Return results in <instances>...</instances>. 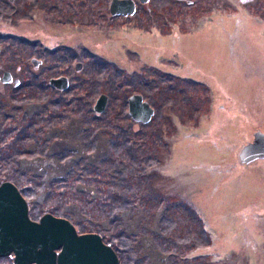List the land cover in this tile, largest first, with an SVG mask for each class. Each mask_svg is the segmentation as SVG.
Listing matches in <instances>:
<instances>
[{"label": "rangeland", "instance_id": "374dc122", "mask_svg": "<svg viewBox=\"0 0 264 264\" xmlns=\"http://www.w3.org/2000/svg\"><path fill=\"white\" fill-rule=\"evenodd\" d=\"M7 1L0 0V73L13 71L19 85H0V181L17 187L28 217L36 221L50 213L67 219L76 232L97 233L119 264H149L150 252L141 244L151 239L167 255L168 264H183L182 257L190 255L206 256L198 264H264L263 225L251 227L257 240H239L246 236L238 223H247L245 214L255 210L236 208L247 200L264 205V159L249 167L237 165L226 175L213 173L222 158L236 160L239 149H230L229 140L238 147L250 139L251 131L264 130V16L239 26L231 40L229 12L222 13L221 20L213 15L198 21L149 20L153 14L163 15L160 3L142 23L82 16L58 23L55 14L61 6L53 7V2L29 0L24 17L11 9L25 0ZM251 25L258 30L251 32ZM31 57L41 59L40 69L31 68ZM165 60L180 67L184 63L186 69H170L162 65ZM77 62L81 66L75 71ZM155 64L163 69L152 74ZM167 70L175 78H192L181 91L189 103L173 112L169 127L164 117L170 116L171 101L162 96L169 93L165 85L174 76L165 82L159 78L158 84L152 81ZM50 77L68 78L66 90L49 87ZM133 93L149 104L163 105L133 139L141 146L137 155L130 149V132L118 128L133 122L126 108V98ZM99 94L106 95V102L96 115L92 106ZM178 98L186 100L185 94ZM26 106L36 109L25 112ZM78 116L80 158L58 167L53 152L45 153L43 161L36 159L45 151L43 127L47 132V127H62ZM159 120L163 125L155 134ZM98 129L115 137L108 152L93 138ZM192 131L197 134H189ZM221 143L227 146L219 148ZM29 157L25 166L17 164ZM231 225L238 228L236 244L227 242ZM6 257L0 256V264L10 263Z\"/></svg>", "mask_w": 264, "mask_h": 264}, {"label": "flooded vegetation", "instance_id": "af4514ba", "mask_svg": "<svg viewBox=\"0 0 264 264\" xmlns=\"http://www.w3.org/2000/svg\"><path fill=\"white\" fill-rule=\"evenodd\" d=\"M14 1L17 0H8L6 4H12ZM29 0H25L23 1L22 6H18V7H11L12 11L14 14H22L24 15V17L27 16V7L26 4L29 8V3H27ZM38 1H42V0H38ZM38 1H37V6H38ZM44 2H53L55 3V5H53V7H55L56 5L61 6L59 8V12L56 13L55 15L57 16V22L60 23L62 21H70L71 18L74 19L75 17L80 18V16L84 17V20H88V18H91L90 20L93 19H97L100 21H111L113 19H121L122 21L124 20H129L131 18H135V20L140 19V22L142 21V19H145L146 17H148L149 13H152L153 11L155 12V6L160 4L161 7L165 10L163 11L164 13H162V16L153 14L152 16H150L149 20L156 18L158 16V18H162L164 20H168V21H177V20H187V21H198V20H208L210 18V16L213 15L214 20H218V19H222L223 15L222 13H226L229 12V21H231L232 26H233V31L232 34L230 36L231 40H234L235 35H237V28L239 26L244 25L245 23H248L249 20L252 21L253 18H257V19H262V17L264 16V0H43ZM164 2V3H163ZM26 3V4H25ZM54 9V8H52ZM26 11V14H25ZM175 11V13L173 12ZM180 11H184L186 13H180ZM212 11H218L220 13H213ZM21 12V13H20ZM74 12H78V13H74ZM84 12H89V16L85 15V14H79V13H84ZM188 12H195V14H188ZM28 17V16H27ZM155 19H153L154 21ZM134 21V20H132ZM140 22H137L138 25H140ZM142 23V22H141ZM111 23L108 24L107 27H111L110 26ZM258 30V26L255 27L254 25L250 26V31H257ZM264 30V27H263ZM88 32V31H87ZM89 33V32H88ZM90 35V34H89ZM45 41L40 42L41 45L39 47V50L42 48V52L44 51V47H45ZM103 42V41H102ZM105 42H103L104 44ZM34 44V43H33ZM264 46V43H263ZM232 45H230L229 47V53L231 54L232 52ZM41 52V51H39ZM170 60V59H169ZM169 60H165L163 62V66L165 65H169L166 67H169L170 69H174L175 66L180 67V63H178L177 65L175 63H169ZM41 59L37 58V57H31L29 59V63L31 64V68L33 67L35 70L40 69V65H41ZM79 65L81 66L80 62ZM231 63H235V59L231 58ZM187 64V63H186ZM189 65V64H187ZM19 67V66H17ZM75 67V66H74ZM249 67V66H248ZM163 69L160 67V65H156L153 66L151 68L152 74H155L158 70L157 69ZM251 68V67H249ZM21 67L16 68V71L21 72ZM180 69H186L185 68V64L182 63ZM75 70V69H74ZM76 71V70H75ZM4 72L8 73V80H3L2 79V74ZM167 73H163L160 74L159 76H156V78H152V81L154 83L158 84L159 78L162 79L164 82L166 80H168L169 76H174L171 78V84L165 85L167 87V90H169V93L166 94L165 98H168L171 101V107L170 109H168V113L170 114V116L168 117V119L166 117L165 118V124H168L167 126L169 127L170 124L168 123L169 120L171 119V115L174 114L173 112H175L178 108L182 107V105L189 103V97L186 93L181 92L184 88V85L187 84V82H191L192 78L191 76L187 75L184 77V80L176 77L175 78V74L173 72H171V70H167ZM188 73V72H186ZM157 74V73H156ZM21 76V75H20ZM52 78V77H50ZM47 79V84L49 87H52L49 85L48 80ZM0 82L4 87L7 86L8 84H12L13 87H16L17 85H19V77H15L13 75V71H4L2 70V72L0 73ZM68 78H67V83H68ZM185 82V83H183ZM24 84V83H23ZM53 88V87H52ZM179 88V90H178ZM54 90H58L56 88H53ZM60 91V90H59ZM139 94V93H138ZM178 94H185L186 96V100L185 102H182L184 100V98H178ZM142 98L143 101H145L149 107H151L152 111L155 112L156 111V115L158 116V110L161 112V107L163 105H160L157 102L152 103V101L150 100L149 102L151 104H149L143 97L141 94H139ZM156 101V100H155ZM222 105H220L221 107ZM43 107V106H41ZM223 107V106H222ZM155 110V111H154ZM156 116V117H157ZM163 118V117H160ZM159 119V118H158ZM163 120V119H162ZM162 120L157 121V125L155 126V128L157 130L161 129V124L163 125ZM166 127V126H165ZM12 131V129H11ZM260 132L264 134V130L258 129L256 131H251L250 134V139L245 140L242 145L239 144L237 147V143L236 142H232L229 140V145H230V149H233L237 152L238 150V155L237 153H235L236 156V160L234 159L233 162H229L227 160H225V157L222 158L220 160V162L216 165V169L213 171V173H217L216 175H221L224 174L225 175L227 173H230V171H234L236 170V166H250L252 163H254L256 160H260V159H264V157H253V158H247V157H239V153H240V149L242 148L243 145H247L250 143H255V136L254 134ZM192 135L197 134L196 131H192L191 133ZM219 134V133H218ZM202 135V134H201ZM186 137H188L187 135H185ZM204 136V135H203ZM222 134L219 135L216 140L213 142L214 145H217V139L219 138V140H222ZM258 138V137H256ZM226 145V143H221L218 144L219 148H224ZM237 148V149H236ZM252 154L248 153V157H250ZM234 156V158H235ZM248 159V160H247ZM215 175V176H216ZM240 175L237 174L236 176V182L239 181ZM253 207L254 208V212L252 214H245L246 215V219L250 218V220L246 222L242 221L238 224L243 225V230L246 236V239H244L242 237V235L240 236L239 240H245L246 242L249 240H257L253 235H252V226H256L260 223V225H263L262 230H264V205L261 203V201H249L247 200L244 203L238 204V206H236L237 211L238 212H244L242 209H247V207ZM244 222V223H243ZM256 224V225H254ZM233 225H231V228L229 229V231L232 232V236L230 239L227 240V237L224 238V240H227L228 243H234L236 242V240H238L237 237V229L232 227ZM77 234H82V233H94V232H76ZM97 234V233H95ZM242 234V231H241ZM98 235V234H97ZM264 235V234H262ZM100 237V236H99ZM101 240V237H100ZM101 242L103 243V241L101 240ZM105 244V243H103ZM236 244V243H234ZM8 258H10V263L9 264H13L12 263V254L7 255ZM6 257V258H7ZM118 260V257H117ZM119 264V261H118Z\"/></svg>", "mask_w": 264, "mask_h": 264}, {"label": "water", "instance_id": "95a60500", "mask_svg": "<svg viewBox=\"0 0 264 264\" xmlns=\"http://www.w3.org/2000/svg\"><path fill=\"white\" fill-rule=\"evenodd\" d=\"M80 68L79 63L74 69ZM8 80V73L2 74ZM53 88H67V78H50ZM106 95L99 94L92 106L94 113L104 109ZM127 114L132 121L146 123L153 111L138 93L127 99ZM255 143L242 146L239 157H264V134H254ZM258 137V138H256ZM248 153L252 155L248 157ZM247 159V160H248ZM12 254L13 264H118L111 247L95 233L77 234L65 218L43 213L36 221L27 214L25 199L8 180L0 182V256Z\"/></svg>", "mask_w": 264, "mask_h": 264}, {"label": "trees", "instance_id": "16d2710c", "mask_svg": "<svg viewBox=\"0 0 264 264\" xmlns=\"http://www.w3.org/2000/svg\"><path fill=\"white\" fill-rule=\"evenodd\" d=\"M64 90H66V89H64ZM64 90H60V91H64ZM57 91H59V90H57ZM34 104L35 103H33L32 105H34ZM126 108H127V102H126ZM35 109H36L35 106H32L30 108H28L26 106V108H25L24 111L30 113L31 111H33ZM92 111H93V109H92ZM102 112H100L98 114L96 113V115H99ZM81 118H82L81 116H78V118H72V120L70 119L71 121L70 120L67 121L64 124V126H62V127L57 126V125H53V126L47 127L46 128L47 132L45 131V129L43 127V130H44L43 135H44V138H45L44 139L45 151H44V153H40L39 156L38 155L35 156V158L36 159H41V161H43V158L45 157L44 156L45 153H50L51 154L53 152L51 158L54 156L53 157V160L55 162L54 164L57 167L58 166H61L60 165L61 163L62 164L65 163V162L67 163L68 160H71V159L78 160L80 158L79 151H81V149H82L79 145H81L83 147V141L78 140L79 139V135L76 134V132L78 131V129L81 127L80 124L82 122L79 120ZM132 123L130 125H127V126H124V127H122L120 125V126H118V128H120V131L119 132H121V131L125 132V130H128L130 132L129 135L131 136V139H132V142L130 144V147H131L130 149H132L133 153L135 155H137L138 152H139V149H141L140 148L141 146H140V144L137 143L136 140H133V139L136 136H139L140 137L141 134H140L139 128L140 127L141 128L145 127V124H142L140 122H135V121H133ZM149 123H151V122H149ZM135 124H138V126H136ZM97 128H99V127H97ZM153 128L154 127H152V131H153ZM98 132L99 133H96V134L93 135V138L98 137V141H96V143L104 146L103 152H108V148H109L108 145L111 143V141L113 139H115V137L114 136H112V137L106 136L105 134H103L104 132H102L101 129H98ZM105 132H107V131H105ZM100 133L102 135H100ZM159 133H160L159 130H157L155 128V134H159ZM116 139H118V138H116ZM60 146H63V147L58 149L59 152H56V151L54 152V150H56ZM54 147H55V149H54ZM27 148H28V146H27ZM99 151H101V148H99L98 150H96V152H99ZM93 153H95V151H93ZM62 154L63 155H66V157H63L62 159H60V157L63 156ZM83 155L84 154H82V156ZM104 158H106V156ZM29 161H31L30 160V157L28 159H22L21 160L22 163H17V164H19V166H22V165L25 166L26 165L25 163H27ZM43 173H45V172L43 171ZM145 236L148 237L149 235L148 234H145ZM144 246H146L147 247V250H149V252H150V254H146V258L148 259V263L149 264H168V257H167V255H165V253L163 255L162 252L159 251V249L156 247V244H155V241L154 240L151 239L150 242L148 241V242L142 243L141 244L142 250L144 249ZM113 252H114V250H113ZM115 255H116V257H118L117 254H115ZM142 255H144L143 252H142ZM198 256H200V255H190V256H187V257H182L183 264H198V260L199 259H201L203 257H206V256H200V257H198ZM203 261L204 262L207 261L208 263L211 262L209 260V258H204Z\"/></svg>", "mask_w": 264, "mask_h": 264}]
</instances>
